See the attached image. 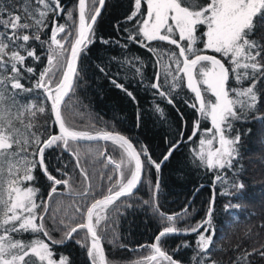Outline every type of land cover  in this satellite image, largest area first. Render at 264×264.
<instances>
[{
	"label": "snow or ice",
	"instance_id": "1",
	"mask_svg": "<svg viewBox=\"0 0 264 264\" xmlns=\"http://www.w3.org/2000/svg\"><path fill=\"white\" fill-rule=\"evenodd\" d=\"M88 2L78 0L77 24L72 11L65 12L61 0H23L20 10H17L14 0H0V264H69L66 256L54 258L52 247L38 235L32 239H23V235L42 233L56 245L72 240L73 234L82 229L86 230L85 236L90 237V245L80 240L76 242L88 247L87 255L91 258V264H109L101 243L102 237L98 234L100 224L108 220V209L121 197H133V190L139 184L144 170L142 155L157 172L160 170L161 163L152 159L146 147L137 151L128 138L118 133L99 131L93 134L76 130L69 126L62 114L65 97L72 91L73 80L77 75L79 53L93 42L94 25L100 16L99 8L103 7L105 0H98L99 7L94 6L91 14L87 10ZM62 13L67 20L72 21L67 31L65 25L57 24L55 20ZM50 14L54 16V27L50 37L41 40V33L48 27ZM127 20L135 21V31L125 29L128 32L127 39L147 48L156 56L158 70L151 87L156 89L157 94L169 104L174 103L171 93L180 87H186L194 94L191 103L185 101L199 114L188 136L189 141L197 139V147L192 150L193 162L198 161L199 165L215 173L213 195L208 201L205 218L194 226H176L178 218L186 220L190 215L187 206L179 213L166 215L159 212L158 205H152L157 214L168 221V225L156 236L155 243L148 246L150 254L134 264H152L158 259L167 264H181L162 250L160 240L168 235L190 233L197 234L196 248L199 249V253L192 257V264H197V260L199 264H217L211 259L210 251L216 235L213 224L215 181L226 184L228 173L223 170L233 171L234 162L237 170L243 168L239 163L238 147L241 135L239 131L233 133V127L236 122H247L250 113H258L260 109L257 106L264 96V0H134V10L127 16ZM73 26L76 33L74 37ZM61 33L65 35L58 39ZM69 37H72V43L66 53L65 44ZM30 40L48 49L47 65L38 75L34 67L25 64L28 58L40 60L35 47L29 45ZM153 41L174 45L176 50L151 47ZM100 71L105 72V69L100 68ZM136 72L143 75L139 67ZM26 73L36 77L35 83L28 87L22 83ZM57 73H60L58 80ZM161 76L164 78L163 84ZM111 83L135 100L133 94L115 79ZM37 90H42L44 94V101L39 104L36 103L38 94L35 97L25 95L37 93ZM47 101L51 102L50 110L59 132L45 136L39 130L44 126L38 122L37 115L46 112ZM157 111L163 115L161 109L157 108ZM180 115L183 120V114ZM252 118L264 123V116ZM201 121H209L210 127L201 129ZM198 133L200 136L197 138ZM180 137L182 140L183 130ZM94 140L112 141L121 149L119 161L107 157L108 164L114 165L113 174L118 173V178L113 181L112 175H109L110 184L106 194L90 204L86 203L82 212L79 207L76 209L85 217V222L70 226V221L60 219L57 227L59 208L50 213L49 205L52 196L58 194L57 186L63 184L70 187L71 177L60 168L54 171L60 173L61 178L53 175L46 163L45 151L60 148L61 156L64 151L75 156L77 152L72 145L78 147L79 141ZM179 142L169 147L162 160H168ZM76 166L80 167L78 158ZM37 167L50 182L47 199L38 200L40 189L27 184L36 179L34 173ZM80 171L87 181V172L83 168ZM90 187V184L87 185L80 195L88 196L87 189ZM244 188V183L237 178L220 195L235 197L238 201L243 198ZM158 190L159 181L153 191ZM143 203L148 204L149 201ZM125 205L132 207L127 200H121L113 211H119ZM239 208L240 204L231 200L224 205V212L229 219L225 220L222 227L230 229L239 221L240 217L231 211ZM45 216H49L53 231L62 233L61 239L55 240L49 235L44 223ZM108 242L114 247H126L120 243L115 230ZM189 246L184 242L176 250ZM255 254L264 257V246L245 252L242 258L237 257L234 264H240L241 259L244 264H251L247 257Z\"/></svg>",
	"mask_w": 264,
	"mask_h": 264
},
{
	"label": "trees",
	"instance_id": "2",
	"mask_svg": "<svg viewBox=\"0 0 264 264\" xmlns=\"http://www.w3.org/2000/svg\"><path fill=\"white\" fill-rule=\"evenodd\" d=\"M22 2L23 0H14L17 10L21 9ZM61 5L65 12L72 11L73 19L78 24V0H61ZM94 6L99 7L98 0H89L87 6L89 14L94 10ZM133 10L134 0H105L104 7L94 26L93 42L83 47L79 54L74 90L62 108V114L72 128L89 131L93 134L99 131L118 133L128 138L138 151L141 147H146L152 159L161 163L159 172L154 166L147 163L150 172L143 178L139 188L133 193V197H123L117 201L108 209V220L100 224L98 234L102 237L109 264L110 262L111 264H134L150 254L151 250L148 246L155 243L156 236L168 225V221L157 214L153 204L158 205L159 212L166 215L179 213L187 206L190 215L186 220L178 218L177 227H192L202 221L205 218L208 201L213 195V177L215 175L214 171L199 165L198 161L193 162L192 150L197 147V139L189 141L188 136L192 132L194 121L199 117L196 109L189 106V103L194 100V94L186 87H180L171 93L173 104H169L164 97L158 95L156 89L151 87L158 70L156 56L147 48L127 39L128 32L125 29L135 31L133 28L135 21L127 20V16ZM143 11L144 7L141 9V12ZM53 18L54 16L50 14L48 27L41 33V40L50 37L54 27ZM55 20L57 24L65 25L66 31L69 26H72V21L67 20L63 13L55 17ZM75 34L73 26V37ZM64 35L61 33L57 38L60 39ZM103 41H108V43ZM71 43L72 37H69L68 43L65 44L66 53H68ZM125 44L127 47H123ZM29 45L35 47L40 60L33 61L32 58H28L25 64L34 67L38 75L47 65L48 49L46 46L41 48L39 42L36 41L30 40ZM150 46L176 50L174 45L160 41H153ZM137 67L141 69L142 76L136 72ZM100 68H104L107 75L105 72H101ZM25 76L26 79L22 83L26 87L35 83L36 77L27 73ZM59 77L60 73H57V80ZM112 79L130 91L135 100L111 83ZM163 83L164 78L161 76V84ZM230 83L232 82L230 81ZM37 94L39 99L36 100V103L39 104L44 101L42 90L25 95L35 97ZM50 103V101L45 103L47 109L45 113L37 115L38 122L44 126L39 130L43 131L45 136L58 134L54 114L50 110ZM257 107L260 109L258 113H250V119L247 122H236L233 127V133L239 131L241 135L238 147L240 150L239 163L243 165V168L237 170L234 162L233 171L223 170L228 173L227 183L221 184V182L215 181L216 201L213 224L216 228V235L213 237L214 243L210 251L212 252L211 259L215 260L217 264H234L237 257L242 258L245 252H252L253 249H260L261 246H264V227H262L264 225V123L260 119L252 118L264 116V96L261 97V103ZM157 108L162 110L163 115L157 111ZM180 114H183V120ZM200 127L201 129L210 127V122L201 121ZM248 129L251 131L249 132ZM181 130H183L182 140ZM199 136L200 133L197 134V138ZM177 141H180L178 147L168 160L162 163V158L169 147ZM72 147L77 152L75 156L67 151H64L61 156L62 149L60 148L45 151L49 171L57 178H61L60 173L54 171L55 168H60L68 174V177H71L70 187H65L63 184L57 186L58 194L52 196L49 205L50 213L57 207L59 208L56 215L57 227H59L60 219L70 221V226L84 222L85 217L81 212L85 204L102 198L107 192L109 185L105 190H102L104 188L101 187V181H99L100 185L97 189L91 190V187L87 189L88 196L80 195L85 191L87 185H91V174L86 168L88 164H91L88 163V158H93L95 154L94 158L104 164L103 170L109 173L108 176L112 175L113 181L118 178V173L113 174L112 171L114 165L108 164L107 161L108 156H111L114 161L121 159V149L116 144L113 142L78 143V147L76 145H72ZM82 148L93 152V154L86 153L87 156H84ZM99 148L102 152H98ZM77 158L79 159V168L76 166ZM143 158L147 162L146 157L143 156ZM80 168L87 172L89 177L87 181H85ZM34 175L36 179L27 182V184L40 189L38 200L40 198L47 199L50 182L47 181L39 167L36 168ZM125 176H127V170H125ZM237 178L245 185L242 191L243 198L237 201L235 197L220 195L228 188V184ZM157 181H159V190L154 192L153 189ZM230 191L235 190L230 189ZM121 200H127L132 204V207L129 208L125 205L119 211H113ZM229 200L240 204L238 210H231L240 219L230 229H226L222 225L229 217L224 212V205ZM143 201H149V203L144 204ZM78 207L81 212L76 211ZM71 211L73 214H70ZM73 217L75 219H72ZM44 223L52 239H61L62 233L53 231L49 216H45ZM113 230L118 233L120 243L126 247H114L108 242L113 236ZM85 231L79 230L73 234L72 240L56 245H53L52 241L42 233H25L23 239H32L34 235H38L52 247L55 253L54 258L58 259L60 255H63L68 257L69 264H91V258L87 255L88 247L76 242L80 240L85 245H90L89 237L85 236ZM196 239V233L168 235L161 238L160 247L181 264H192V257L199 253V249L196 248ZM184 242L190 246L188 248L181 247L177 251V247ZM217 248L221 250L217 251ZM247 259L251 264H264V257L259 254L249 256ZM152 264H167V262H161L158 259ZM197 264H199V260H197ZM240 264H244L243 259L240 260Z\"/></svg>",
	"mask_w": 264,
	"mask_h": 264
},
{
	"label": "rangeland",
	"instance_id": "3",
	"mask_svg": "<svg viewBox=\"0 0 264 264\" xmlns=\"http://www.w3.org/2000/svg\"><path fill=\"white\" fill-rule=\"evenodd\" d=\"M74 85L75 83L73 84V88H72V91L69 92L68 96L65 97V102H64V106L65 104L67 103V101L69 100V97L71 96L73 90H74ZM62 106V108L64 107ZM83 152V155L84 156H87L86 153H92L91 151H86L85 149L82 148L81 150ZM138 151V150H137ZM98 152H102V150H100L99 148V151ZM95 154L93 155V158H88V163H91L90 165L88 164L87 165V170L90 171V174H91V190L92 189H97L99 187V181H101V187L104 188L102 190H105V188L109 185L110 181L108 180V174L107 171L103 170L104 168V164L101 163L99 160L95 159L94 158ZM141 159L142 161H144V170H143V177L144 178L149 172H150V168L147 164V162L144 160L143 156H141ZM85 162V161H83ZM101 177H103V179H101ZM143 181V179H142ZM62 197L64 198L65 195L63 194ZM121 199V198H120ZM119 201V200H118ZM70 214H73V211L70 212ZM73 216V215H72ZM107 258V257H106ZM108 260V258H107ZM111 264V262H110Z\"/></svg>",
	"mask_w": 264,
	"mask_h": 264
},
{
	"label": "water",
	"instance_id": "4",
	"mask_svg": "<svg viewBox=\"0 0 264 264\" xmlns=\"http://www.w3.org/2000/svg\"><path fill=\"white\" fill-rule=\"evenodd\" d=\"M103 7H104V5H103ZM103 7H101V8H99V10H100V12H101V10L103 9ZM95 26V25H94ZM81 52V51H80ZM80 54V53H79ZM77 62H78V60H77ZM75 83V78H74V80H73V84ZM54 120H55V118H54ZM56 124V123H55ZM56 126H57V128H58V124H56ZM58 132H59V128H58ZM94 142H111V141H104V140H94V141H79L78 143H94ZM137 150V149H136ZM162 163H164V160H163V162ZM143 177V173H142V176H141V180H140V182H139V184L137 185V187L133 190V193H135L136 192V190L139 188V186H140V184L142 183V178ZM121 198H123V197H121ZM117 202V201H116ZM89 240H90V237H89ZM101 243H102V240H101ZM102 246H103V243H102ZM105 255H106V253H105Z\"/></svg>",
	"mask_w": 264,
	"mask_h": 264
}]
</instances>
